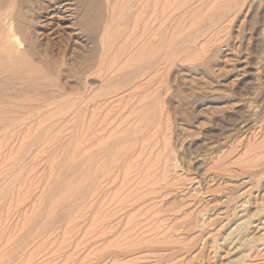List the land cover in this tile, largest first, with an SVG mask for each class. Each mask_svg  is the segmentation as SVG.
I'll return each instance as SVG.
<instances>
[{
	"label": "rangeland",
	"instance_id": "374dc122",
	"mask_svg": "<svg viewBox=\"0 0 264 264\" xmlns=\"http://www.w3.org/2000/svg\"><path fill=\"white\" fill-rule=\"evenodd\" d=\"M133 1L0 0V264H264V0Z\"/></svg>",
	"mask_w": 264,
	"mask_h": 264
},
{
	"label": "bare ground",
	"instance_id": "6f19581e",
	"mask_svg": "<svg viewBox=\"0 0 264 264\" xmlns=\"http://www.w3.org/2000/svg\"><path fill=\"white\" fill-rule=\"evenodd\" d=\"M129 1H133V0H129ZM148 1H149V0H135V3H133V4H134V7H135V6L137 7V9H136V10H137V11H136V14H139V12H138V11H139V10H138V6L141 5V4H143V3H146V4H147ZM232 1H233V0H232ZM236 1H238V0H236ZM246 1H247V0H246ZM56 2H57V1H56ZM133 2H134V1H133ZM151 2H153V0H152ZM151 2H149V4H150ZM51 3H52V2H51ZM131 3H132V2H131ZM153 3H154V2H153ZM233 3H234V2H233ZM233 3H231V4H233ZM107 4H108V2H107ZM146 4H145V6H146ZM149 4H148V5H149ZM155 4H156V3H155ZM108 5H109V4H108ZM229 5H230V4H229ZM240 5H241V4H240ZM65 6H66V5H65ZM233 6H234V8H235V5H233ZM233 6H232V5L230 6V7H232V8H230L231 11L235 10V9H233ZM241 6H242V5H241ZM49 7H50V6H49ZM59 7H60V6H59ZM109 7H110V6H109ZM132 7H133V6H131V8H132ZM136 7H135V8H136ZM146 7H147V6H146ZM63 8H64V7H63ZM226 8H228V7H226ZM238 8H239V7H238ZM243 8H244V7H243ZM146 9H147V8H145V10H146ZM150 9H151V7H150ZM224 9H225V8H224ZM65 10H66V9H65ZM68 10H69V9H68ZM152 10H153V8H152ZM166 10H167V8L164 9V12H166ZM225 10H226V9H225ZM238 10H239V9H238ZM238 10H237V11H238ZM147 11H148V9H147ZM147 11H146V12H147ZM149 11H150V13H151L152 15H154L153 13H155V10H153L154 12H151V10H149ZM156 11H157V10H156ZM231 11H230V12H231ZM240 11H241V9L239 10V13H241ZM243 11H244V10H243ZM222 12H223V10H222ZM230 12H229V13H230ZM157 13H158V12H157ZM226 13H228V12L226 11ZM226 13H221V14H224V15H225ZM237 13H238V12H237ZM239 13H238V14H239ZM219 14H220V13H219ZM235 14H236V13H235ZM139 15H141V14H139ZM139 15H138V16H139ZM224 15H223V16H224ZM7 16H9V15H7ZM134 16H135V15H134ZM226 16H229V15L227 14ZM226 16H225L224 18H226ZM136 17H137V16H136ZM140 17H141V16H139V18H140ZM220 18H221V17H220ZM224 18H223V19H224ZM223 19H221L220 21H222ZM226 19H227V18H226ZM226 19H225V20H226ZM10 20H11V19H10ZM136 20H139V19H136ZM8 21H9V20H8ZM137 22H138V21H137ZM10 23H11V22H10ZM14 27H15V26H14L13 23H12V24H10L9 29L13 32L14 29H15ZM140 27H141L140 29H142V26H140ZM6 29H7V28H6ZM109 29H110V28H109ZM145 29H146V28H145ZM145 29H144V24H143V29H142V30H145ZM107 31L109 32L110 30H107ZM107 31H105V33H106ZM12 32L9 33V34L7 35V37L5 36V37H6L5 44L1 45V47L4 48V53H3L4 55L1 56V57H3V61H2V60H1V61L5 63V67H4V68L7 69V71H6L5 69H4L3 71L8 72L9 75L11 74V78L14 77L13 75H19V76H18V77H19L18 80H20V78L22 79L21 76H25V79H27L26 77H33V76H34V77H36V76L38 77V76H40V75H41L40 68H38V67H34V65H36V64H33V66H32V65L28 62V60H27V58H28V53H27L26 50L23 49V48H24V47H23V42L20 40L19 36L17 35V33H16L15 31H14L15 33H14V32L12 33ZM110 33H111V31H110ZM137 33H138V32H137ZM143 33H144V31H143ZM143 33H142V34H143ZM109 36H110V35H109ZM2 37H3V36H1V38H2ZM5 37H4V38H5ZM106 39H108V33H107V38H106ZM2 41H3V40H1V42H2ZM148 41H149V40H148ZM151 41H152V40H151ZM151 41H150V43H152ZM102 43L104 44V42H102ZM105 48H107V47H105ZM107 49H109V48H107ZM107 49H105V53L107 52ZM149 50H150V49H149ZM150 51H151V50H150ZM150 51H148V53H150ZM146 52H147V51H146ZM141 55L143 56L144 54H141ZM145 55L148 57L149 54H148V55L145 54ZM150 55H151V54H150ZM142 56H140V58H138V59H140V61H143L144 57H146V56H144V57H142ZM147 57H146V58H147ZM141 58H143V59H141ZM146 58H145V59H146ZM0 59H1V58H0ZM145 59H144V60H145ZM149 59H150V57L147 58L146 60H149ZM100 61H101V63H102V60H100ZM2 62L0 63V65H2ZM138 62H139V60H138ZM110 63H111V62H110ZM142 63H143V66H146V65H147V66H146V70H147V68L151 69L152 66L149 67V65H150L149 63H151V62L148 61V64H149V65H148V64L144 65V63H147V62H144V61H143ZM97 64H98V63H97ZM99 64H100V62H99ZM102 64H104V63H102ZM105 64L107 65L106 62H105ZM105 64H104V65H105ZM138 64H139V63H138ZM106 65H105V66H106ZM108 65H109V64H108ZM139 65L142 66V64H139ZM38 66H39V65H38ZM102 66H103V65H102ZM102 66H101V64L99 65L100 68H101ZM111 66H112V64H111L110 66H108V69H107V66H106V71L110 70V67H111ZM137 66H138V65H137ZM140 66H138V67H140ZM41 67H42V66H41ZM99 67H98V68H99ZM138 67H137V69H139ZM1 68H2V67H1ZM1 68H0V70H1ZM100 68H99V70H98L99 72H100ZM102 68L104 69L105 67L103 66ZM141 68H144V67H141ZM2 69H3V68H2ZM43 69H44V68H42V70H43ZM137 69H136V70H137ZM149 69H148V70H149ZM101 70H102V69H101ZM140 70H141V69H140ZM140 70H139V71H140ZM142 70H143V69H142ZM142 70H141V71H142ZM144 70H145V69H144ZM144 70H143V71H144ZM3 71H2V72H3ZM43 71H44V70H43ZM43 71H42V72H43ZM102 71L104 72V70H102ZM106 71H105V72H106ZM143 71H142V73H139V72H138V73L135 72V73L138 74V75H140V74H145L144 72H146V71H144V72H143ZM45 72H46V71H45ZM45 72L42 73V75L47 74V73H45ZM128 72H129V71H128ZM131 72H132V70H131ZM129 73H130V72H129ZM2 74L5 75V74H7V73H2ZM125 74H126V75L123 74L122 77L124 76L125 78H126V77H127V78H128V77L131 78V77L133 76L132 73H130V74L125 73ZM127 74H128V75H131V77H130V76H127ZM146 74H147V73H146ZM4 75H3V76H4ZM9 75H8V76H9ZM42 75H41V77H42ZM90 75H91V74H90ZM6 76H7V75H6ZM6 76H5L4 78H6ZM49 76H50V75H49ZM144 76H145V75H142V77H141V76H140V77L138 76L139 79H138L137 76H136L135 78H137V79L134 80V77H132V79L134 80V82H135V81H136V82H139L138 80H140V78L143 79ZM34 77H33V78H34ZM8 78L10 79V76H9ZM43 78H45V79H44V83H45V82H46V83L49 82V81L47 82L48 79L46 80L47 76H46V77L43 76ZM6 79H7V78H6ZM13 79L16 81L17 78L14 77ZM13 79H12V80H13ZM23 79H24V77H23ZM25 79H24V81H26ZM28 79H29V78H28ZM30 79H31V78H30ZM35 79H36V80H35ZM37 79L40 80V77H39V78H34L33 81L36 82V81H38ZM41 79H42V78H41ZM7 80H8V79H7ZM7 80L4 79V82L6 83ZM14 80H13V82H14ZM125 80H126V79H123L124 82H125ZM129 80H131V79H129ZM2 81H3V80H2ZM8 81H9V80H8ZM10 81H11V80H10ZM29 81H30V80H29ZM33 81H31V83H33ZM41 81L43 82V79H42ZM121 81H122V79H121ZM121 81H119V82H121ZM27 82H28V81H27ZM38 82H40V81H38ZM128 82H129V81L127 80V82L125 83L126 86H127V83H128ZM130 82H131V81H130ZM161 82H162V81H161ZM161 82H160V83H161ZM8 83H10V82H8ZM14 83H15V82H14ZM23 83L26 84L25 82H23ZM23 83H19V82L17 81V83H15V84L17 85V84H23ZM28 83H29V82H28ZM49 83H50V82H49ZM51 83H53V82L51 81ZM51 83H50V84H51ZM24 84H23V85H24ZM121 84H122V86H123L124 88L126 87V86L124 85V83H119V84H118V83H111V84H109L108 86H103V87L101 88L100 92L97 93V97L99 98V100H101V98L104 100L103 97H106L107 99H109L107 96L113 94L116 90H117V92H119V91H118V88H119L120 90L123 89V88H121V87H122ZM130 84L132 85V84H134V83H130ZM130 84H128V85L130 86ZM161 84H162V83H161ZM161 84H160V86H161ZM16 85H15V86L13 85V86H14V87H17ZM23 85H22V86H23ZM25 86H26V85H25ZM52 86H53V85H52ZM119 86H120V87H119ZM6 87H7V85H6ZM6 87H5L4 89H7L6 91H9V88H6ZM8 87H11V86H8ZM18 87H19V86H18ZM20 87H21V86H20ZM20 87H19V88H20ZM23 87H24V86H23ZM127 87H128V86H127ZM25 89H27V88H25ZM25 89H24V90H25ZM11 90H12V89H11ZM21 90H22V89H21ZM17 91H18V89H17ZM9 92H10V91H9ZM14 92H15V90H14ZM117 92H116V93H117ZM6 93H7V92H6ZM116 93H114V95H115ZM3 94H5V91L3 92ZM57 95H58V94H57ZM112 96H113V95H112ZM112 96H110V97H112ZM98 98H97V99H98ZM106 98H105V99H106ZM107 99H106V100H107ZM110 143H111V142H110ZM110 143H109V144H110ZM113 143H114V142L112 141V145H113ZM116 143H117V142H116ZM116 143H115V144H116ZM106 144H107V143H106ZM109 144H108V145H109ZM108 145H107V146H108ZM101 148H102V147H101ZM101 148H100V149H101ZM108 148H109V147H108ZM110 148H112V147H110ZM113 149H114V148H112V150H113ZM88 150H89V149H88ZM88 150H87V152L90 153V151H88ZM98 152H99V151H98ZM106 152H107V149H106ZM108 152H110V151H108ZM118 152H119V151H118ZM118 152H117V153H118ZM99 153H100V152H99ZM117 153H116V154H117ZM119 153H122V152H119ZM119 153H118V155H119ZM124 153H125V152H124ZM126 153H127V152H126ZM91 154H92V153H91ZM122 154H123V153H122ZM122 154H120V155H122ZM108 155H109V153H108ZM106 156H107V154H106ZM116 161H117V160H116ZM116 161H114V163H115ZM115 164H116V163H115ZM120 164H121V163H120ZM120 166L122 167L123 164H121ZM115 167H116V166H115ZM123 167H125V166H123ZM113 168H114V167L109 168V169L112 170ZM116 168H118V169L120 168V167H118V164H117V167H116ZM116 168H114L115 171H116V170L118 171V169H116ZM105 169H106V168H104V170H105ZM109 169L107 168L106 170H109ZM120 169H121V168H120ZM111 170H109V172H110ZM112 171H113L112 173H113V174L115 173L114 175L116 176V172H114V170H112ZM106 173H108V171H106ZM112 173L110 172V174H112ZM119 173H120V171H119L118 174H117V178H118V176H119ZM110 174H108L109 177H110ZM120 174H121V173H120ZM100 175H101V174H100ZM102 175H103V174H102ZM115 176H114V178H113L114 180L111 178L112 181H115ZM102 177H103V176H102ZM117 178H116V179H117ZM262 212H263V211H262ZM257 213H258V212H257ZM259 214H260V213H259ZM257 215H258V214H257ZM245 217H246V216H245ZM247 217H248V216H247ZM249 219H250V218H249ZM263 219H264V217H263ZM247 220H248V219H247ZM247 220H243V221H247ZM253 222H255V221H253ZM257 222H258V221H257ZM236 223H237V222H236ZM243 223H244V222H243ZM247 223H248V222H247ZM260 223H262V221H260ZM263 223H264V222H263ZM237 224H238V223H237ZM241 224H242V223H241ZM248 224H250V223H248ZM238 225H239V224H238ZM245 225H246V224H245ZM262 225H264V224H262ZM257 226H258V225H257ZM260 226H261V225H260ZM241 227H243V224H242L241 226H240V225L237 226V227L235 226L234 228H235V229L237 228V230L239 229V231H238V233H239ZM262 227H263V226H262ZM229 228H230V227H229ZM234 228H233V229H234ZM235 229L233 230V233H234V234H235V231L237 232V230H235ZM242 229H243V228H242ZM258 229H259V228H258ZM228 230H229V229H228ZM262 230H263V228H262ZM231 231H232V230H231ZM243 231H244L243 234H242V235L240 234L241 236H239V235L237 236V233H236V236H237V237L233 236V239H235V240H232L231 242H232V243H235L234 241H237V243L239 242V243H241V245H242L245 241L247 242L249 239H251V238H248V233H246L245 230H243ZM229 233H230V232H229ZM241 233H242V232H241ZM231 234H232V233H231ZM231 234H229L228 236H230ZM234 234H232V235H234ZM232 235H231V236H232ZM260 235H261V234H260ZM263 235H264V232H263ZM234 237H235V238H234ZM229 238H230V237H229ZM226 239H227V238H226ZM236 239H237V240H236ZM262 239H263V236H262ZM229 240H230V239H229ZM251 240H252V239H251ZM246 242H245V243H246ZM249 242H250V241H249ZM235 244H236V243H235ZM232 245H233V244H232ZM237 245L240 246V244H237ZM239 246H238V249H239ZM232 247H233V246H232ZM234 248H235V247H234Z\"/></svg>",
	"mask_w": 264,
	"mask_h": 264
}]
</instances>
